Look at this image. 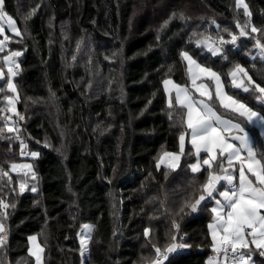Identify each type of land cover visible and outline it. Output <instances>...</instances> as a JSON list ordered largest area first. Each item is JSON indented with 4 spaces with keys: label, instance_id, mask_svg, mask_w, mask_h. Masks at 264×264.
<instances>
[{
    "label": "trees",
    "instance_id": "trees-1",
    "mask_svg": "<svg viewBox=\"0 0 264 264\" xmlns=\"http://www.w3.org/2000/svg\"><path fill=\"white\" fill-rule=\"evenodd\" d=\"M244 1L250 18L236 0H4V10L22 33L7 30L11 39L6 42L10 51L23 50L13 80L19 93L16 109L24 119L16 114L14 119L26 148L21 156L20 141L5 138L15 136L5 127L4 96L11 95L5 79L0 167L12 182L0 180V199L9 205L0 208L6 237L0 264H36L28 252V237L35 234L45 249L43 264H141L142 256L153 251L143 229L151 228L150 236L163 244L174 231L173 220L180 224L178 239L184 236L191 247L172 254V264H208L213 203L176 215L192 191L190 181L204 179L185 165L195 157H182L178 169L156 167L164 151L179 150L185 130L181 109L168 106L163 80L189 85L180 52L190 51L221 73L230 94L264 112L251 90L233 88L227 76L238 62L264 87V59L254 47L256 38L264 43V0ZM248 20L261 33L247 28L250 35L237 41L241 47L232 48L227 61L197 47L203 35L219 33L229 40L223 29L238 34L237 22L243 26ZM245 126L262 159L264 140L256 128ZM189 149L187 143L185 152ZM29 162L38 190L20 192L10 164ZM85 222L94 228L83 261L79 232ZM258 253L255 263L264 264Z\"/></svg>",
    "mask_w": 264,
    "mask_h": 264
},
{
    "label": "snow or ice",
    "instance_id": "snow-or-ice-1",
    "mask_svg": "<svg viewBox=\"0 0 264 264\" xmlns=\"http://www.w3.org/2000/svg\"><path fill=\"white\" fill-rule=\"evenodd\" d=\"M241 5L245 15L250 18L252 13L249 11L248 5L244 3V0H236L237 8ZM34 13L35 9H32L29 15ZM172 15L175 17L177 14L173 13ZM179 17L185 18L182 12L179 13ZM167 23L168 21L164 22L165 25ZM213 23H215L214 20ZM5 24L12 33L22 36L16 21L4 10V0H0V35L4 34ZM216 27L220 28L219 25ZM236 27L239 28L238 34L231 32L228 28L223 29V32L229 34V40L219 33L215 37L203 35L196 40V45L202 51L206 49L211 56L227 61L228 52L232 48L239 49L241 47L237 41L241 37L250 35L246 31L247 28L251 29V33H261L262 31L250 20L246 21L243 26L237 22ZM10 39V36L3 35V39H0V52L4 51L6 41ZM225 45H230L227 51ZM254 47L259 50L260 58L264 59V43L261 42V39H255ZM21 55V51H11L2 57L7 66V88L16 93L15 98L5 95L4 99L8 102L10 111L15 113L19 120H23L24 116L20 115L16 109L19 93L12 78L18 74L20 67L15 58ZM180 56L186 62V73L191 82L190 86L199 95L194 96L187 84L176 83L170 77L163 80L165 92L168 94V106L172 108L175 101V105L181 109L183 115L180 119L181 123L185 125V130L179 135V150L177 152L164 151L160 155L156 167L159 168L163 163L170 169H178L182 157H195V163H188L185 160V165L192 173H201L204 179L198 181L194 177L190 181L193 186L192 191L176 215L185 213L186 208L195 212L202 202H206L204 207L208 208V202H212L214 206L209 209L212 220L207 227L211 235V247L216 255L209 258L208 264H250L252 260L251 245H254L256 249H264V153H262V159L256 158V142L251 130L246 129L245 125L259 129V135L264 140V112L250 107L243 99L237 98V95H230L225 90L224 80L219 71L198 62L188 51H181ZM5 75L4 67H0V80H3ZM227 76L230 77L233 88L242 89L243 93H249L251 90L260 107L264 108V87L252 79L243 65L234 62ZM245 77L248 81L247 84ZM198 80L201 82L197 83ZM3 91L4 89L0 88V92ZM173 92H175L174 97ZM217 104L224 110L236 114L237 118H225L217 111L215 107ZM169 118L171 119V113H169ZM10 120H12L11 116L5 117V127L8 132H14L15 136L5 138L19 140L20 155L24 156L23 149L26 148V144L20 139L21 129L19 126L16 128L9 126L7 121ZM4 131V128H0V136L4 135ZM186 136L190 143L187 153L185 152ZM202 153L204 154L203 159H201ZM29 154L32 157L39 155L38 152ZM234 162H238V167ZM10 170L18 174L20 192H23L27 187L26 179L29 174L32 179H35L36 176L32 165L27 163H11ZM21 173L22 176H20ZM5 177H7V184H11L12 177L9 172L0 167V180ZM31 191L35 192L36 187L32 186ZM8 206L3 199H0V208L6 209ZM3 215L0 213V219ZM172 223L174 231L166 234L167 238L163 244L156 237L150 236L151 228L143 229V236L148 238L146 246L153 251L149 255L142 256L141 264H165V262L172 264L170 259L172 254L177 253L180 249L191 247L183 242L182 238L178 239L180 224L175 220ZM82 227L87 230L80 236V254L83 257L88 250L94 226L84 224ZM4 232L5 226L0 223V233ZM5 238V235H0V246L4 245ZM28 240L31 243L28 252L35 257L36 264H42L44 247L37 242L35 235L28 237ZM260 255L264 256V251H261Z\"/></svg>",
    "mask_w": 264,
    "mask_h": 264
},
{
    "label": "rangeland",
    "instance_id": "rangeland-1",
    "mask_svg": "<svg viewBox=\"0 0 264 264\" xmlns=\"http://www.w3.org/2000/svg\"><path fill=\"white\" fill-rule=\"evenodd\" d=\"M244 3H245V1H244ZM242 6V5H241ZM239 7V8H243V7ZM14 19V18H13ZM17 25V24H16ZM5 31H4V34L3 35H6V31L8 30V31H10L11 32V30L8 28V26H7V24H5ZM12 33V32H11ZM14 34V33H13ZM3 35H0V39H3ZM13 51H21L22 52V54H23V50L22 49H16V50H13ZM9 52H11L10 51V47H9V45H8V43L6 42V46H5V49H4V51L3 52H0V67H4V69H5V78L3 79V80H0V88H1V82L2 81H4L5 79L7 80V66H6V62H4L3 60H2V57L3 56H5V55H8L9 54ZM191 55H193V53L192 52H190V51H188ZM22 56V55H21ZM21 56H19V57H16L15 59L17 60V62L19 63V58L21 57ZM193 57L195 58V59H197L194 55H193ZM198 60V59H197ZM198 62H200L199 60H198ZM201 63V62H200ZM19 66H20V63H19ZM215 70V69H214ZM12 79H14V77L12 78ZM173 81H175L173 78H171ZM245 79V83L247 84V78L245 77L244 78ZM201 81H197V83H200ZM205 82H207L206 80H205ZM13 83H14V80H13ZM191 83V82H190ZM190 83H189V88H190V91L193 93V95L194 96H198L199 94L198 93H196L195 92V89H192L191 88V86H190ZM225 85V84H224ZM6 86H7V83H6ZM164 86V85H163ZM10 90V89H9ZM165 90V89H164ZM225 90L227 91V89H226V87H225ZM11 91V90H10ZM166 93V92H165ZM230 94V93H229ZM166 95H167V102H168V94L166 93ZM230 95H232V94H230ZM11 96H13L14 98L16 97V93H13V92H11ZM175 96V92H173V97ZM206 99V98H205ZM7 105H8V102H7ZM174 105H175V101H174ZM215 107L217 108V111L218 112H220L225 118H228V119H236L235 117H233V116H231V115H227V114H229V113H231L230 111H227V110H224L222 107H220L218 104L217 105H215ZM8 110H9V116H11L12 117V120H10V121H7V124L9 125V126H11L12 128H15V119H14V114L15 113H12L11 111H10V106L8 105ZM246 129H250L249 127H247L246 126ZM251 130V129H250ZM258 131H259V129H257ZM251 134H252V136H253V133H252V130H251ZM187 143H189V138L186 136V140H185V150H186V146H187ZM190 144V143H189ZM177 152V151H176ZM203 154V153H202ZM204 156V155H203ZM203 156H201V159H203ZM256 158L257 159H260L258 156H256ZM181 161H182V158H181ZM192 163H195V159L193 160V162ZM234 163H236V165H237V167H238V162H234ZM27 164H30V162L29 163H27ZM181 164V163H180ZM161 165H164V166H166L167 167V165L166 164H161ZM30 176H29V178L31 179V182L30 181H27V182H29V183H31L30 184V186L27 188H25V190L24 191H26V190H31V187L32 186H35L36 187V191L38 190V183H37V181H36V179H32L31 178V174H29ZM35 191V192H36ZM84 224H91L90 222H85V223H83L82 224V226L84 225ZM92 225V224H91ZM81 226V229H80V232H79V238H80V236L81 235H83L87 230L86 229H83V227ZM0 235H2V233H0ZM31 236H33V235H31ZM35 236H37V242L38 243H40V239H39V236L37 235V234H35ZM29 244H30V247H31V243H30V241H29ZM41 244V243H40ZM42 245V244H41ZM43 246V245H42ZM44 247V246H43ZM44 254H45V249H44V252L42 253V264H43V260H44ZM88 254H89V245H88V250L84 253V256L82 257V259H83V261H84V259L88 256ZM252 257H253V255H252ZM35 258V257H34ZM252 261V260H251ZM35 263H36V261H35Z\"/></svg>",
    "mask_w": 264,
    "mask_h": 264
},
{
    "label": "crops",
    "instance_id": "crops-1",
    "mask_svg": "<svg viewBox=\"0 0 264 264\" xmlns=\"http://www.w3.org/2000/svg\"><path fill=\"white\" fill-rule=\"evenodd\" d=\"M245 4H246V3H245ZM241 7H243V6H241ZM244 155H246V153H244ZM30 164H31V163H30ZM222 183H223V181H222ZM213 206H214V204H213ZM251 249H252V251H251V255H253V257H252V261H250V264H256V263H255V254H256V252L259 251L258 254H260V252H261V251H264V249H256L254 245H251ZM245 251H248V250H245ZM258 256H259V255H258Z\"/></svg>",
    "mask_w": 264,
    "mask_h": 264
},
{
    "label": "built area",
    "instance_id": "built-area-1",
    "mask_svg": "<svg viewBox=\"0 0 264 264\" xmlns=\"http://www.w3.org/2000/svg\"><path fill=\"white\" fill-rule=\"evenodd\" d=\"M181 238H182V240H184V236H181ZM184 249H180V250H178L177 252H181V251H183ZM216 255V253H214L213 251L211 252V254H210V258L211 257H213V256H215ZM259 257H261V255L259 254Z\"/></svg>",
    "mask_w": 264,
    "mask_h": 264
},
{
    "label": "clouds",
    "instance_id": "clouds-1",
    "mask_svg": "<svg viewBox=\"0 0 264 264\" xmlns=\"http://www.w3.org/2000/svg\"><path fill=\"white\" fill-rule=\"evenodd\" d=\"M2 235H3V233H2Z\"/></svg>",
    "mask_w": 264,
    "mask_h": 264
}]
</instances>
